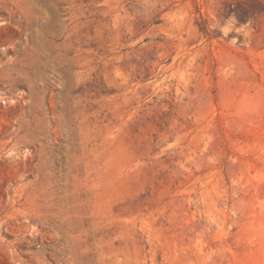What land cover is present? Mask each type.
Returning <instances> with one entry per match:
<instances>
[{"label":"rangeland","instance_id":"374dc122","mask_svg":"<svg viewBox=\"0 0 264 264\" xmlns=\"http://www.w3.org/2000/svg\"><path fill=\"white\" fill-rule=\"evenodd\" d=\"M0 264H264V0H0Z\"/></svg>","mask_w":264,"mask_h":264}]
</instances>
